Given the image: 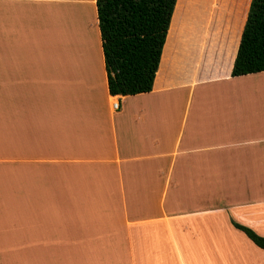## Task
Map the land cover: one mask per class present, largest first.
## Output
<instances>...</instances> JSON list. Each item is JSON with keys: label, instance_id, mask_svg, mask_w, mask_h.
Segmentation results:
<instances>
[{"label": "crops", "instance_id": "1", "mask_svg": "<svg viewBox=\"0 0 264 264\" xmlns=\"http://www.w3.org/2000/svg\"><path fill=\"white\" fill-rule=\"evenodd\" d=\"M250 1L176 0L152 90L112 96L95 0H0V264H264L231 223L264 237Z\"/></svg>", "mask_w": 264, "mask_h": 264}, {"label": "trees", "instance_id": "2", "mask_svg": "<svg viewBox=\"0 0 264 264\" xmlns=\"http://www.w3.org/2000/svg\"><path fill=\"white\" fill-rule=\"evenodd\" d=\"M176 0H95L109 94L149 93ZM264 71V0H251L231 76ZM258 248L264 237L231 221Z\"/></svg>", "mask_w": 264, "mask_h": 264}, {"label": "bare ground", "instance_id": "3", "mask_svg": "<svg viewBox=\"0 0 264 264\" xmlns=\"http://www.w3.org/2000/svg\"><path fill=\"white\" fill-rule=\"evenodd\" d=\"M55 20L58 23V36H59V43H60L59 53L65 55V53H67V51H68V53L71 51L70 50L71 44H70V38H69V36L71 35L70 34L71 32H69V29L71 28V24L69 22H67L63 13H61V12H59L58 15L57 14L55 15ZM80 36H82V42H81L82 43L81 44L82 51H83V53H87L86 36H85L84 32H82V35L80 34ZM91 45H93V44H91Z\"/></svg>", "mask_w": 264, "mask_h": 264}, {"label": "rangeland", "instance_id": "4", "mask_svg": "<svg viewBox=\"0 0 264 264\" xmlns=\"http://www.w3.org/2000/svg\"><path fill=\"white\" fill-rule=\"evenodd\" d=\"M76 5H82V4H76ZM55 22H56V20H55ZM56 26H58L57 22H56ZM59 46H60V43H59V36H58V29H57L55 34H54V52H59Z\"/></svg>", "mask_w": 264, "mask_h": 264}, {"label": "built area", "instance_id": "5", "mask_svg": "<svg viewBox=\"0 0 264 264\" xmlns=\"http://www.w3.org/2000/svg\"><path fill=\"white\" fill-rule=\"evenodd\" d=\"M112 107H113L114 110H116V109L118 108V103H114V104L112 105Z\"/></svg>", "mask_w": 264, "mask_h": 264}]
</instances>
